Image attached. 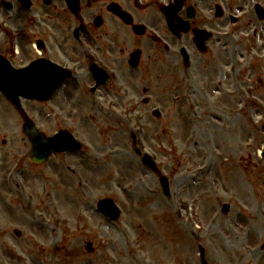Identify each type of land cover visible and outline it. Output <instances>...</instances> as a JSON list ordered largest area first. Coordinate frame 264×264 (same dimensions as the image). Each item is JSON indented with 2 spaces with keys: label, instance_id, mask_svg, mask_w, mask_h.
Listing matches in <instances>:
<instances>
[{
  "label": "rangeland",
  "instance_id": "1",
  "mask_svg": "<svg viewBox=\"0 0 264 264\" xmlns=\"http://www.w3.org/2000/svg\"><path fill=\"white\" fill-rule=\"evenodd\" d=\"M222 62L226 71L229 59L223 55ZM241 62L236 68L244 75L247 61ZM240 86L243 94L234 81V104L222 100L223 115L212 128L199 119L184 121L201 118L198 109L190 110L191 101L163 110L162 122L143 119L144 143L157 153L161 172L170 180V198L136 154L134 126L110 121L82 102L71 110L75 125L68 121L84 145L82 152L33 166L23 122L10 111L14 125L0 122V173L9 171L2 159L12 161L25 188L13 185V219L4 224L22 232L21 239L10 234L9 264H201L200 248L209 264H264L249 252L254 241L257 249L264 243V111L248 101L258 95ZM23 107L48 136L62 129L39 103L24 102ZM3 138L8 148L1 145ZM105 198L121 208L119 222L98 213L97 203ZM225 204L231 206L227 216ZM88 242L94 244L93 254L85 250Z\"/></svg>",
  "mask_w": 264,
  "mask_h": 264
},
{
  "label": "flooded vegetation",
  "instance_id": "2",
  "mask_svg": "<svg viewBox=\"0 0 264 264\" xmlns=\"http://www.w3.org/2000/svg\"><path fill=\"white\" fill-rule=\"evenodd\" d=\"M230 1L8 0L5 8L0 0V55L16 71L40 62L44 69L68 72L56 92L58 111L81 108L82 102L100 111L165 105L176 95L177 88H169L175 80L185 81L189 99L199 103L219 89L210 85L223 54L234 59ZM249 46L253 62L264 53V38ZM232 67L227 80L234 85V60ZM248 74L264 90V77ZM8 181L5 177L0 190V223L13 217ZM7 237L0 226V239ZM1 246L6 248L4 241ZM2 254L0 264L8 259L7 248Z\"/></svg>",
  "mask_w": 264,
  "mask_h": 264
},
{
  "label": "water",
  "instance_id": "3",
  "mask_svg": "<svg viewBox=\"0 0 264 264\" xmlns=\"http://www.w3.org/2000/svg\"><path fill=\"white\" fill-rule=\"evenodd\" d=\"M32 74H28L30 76V79L34 81H38V77H34ZM3 84L7 83L9 85H3V89L8 91V93H5L6 97L17 107H20V97L26 98V99H36V100H42L44 99L45 95L44 93H40L39 89L40 86L37 83L30 84V85H23L21 93H15L17 89H13L10 87V84L8 82L7 75H5L3 79ZM25 87L27 89H25ZM25 89V90H24ZM54 91V87L51 88L48 92V95L52 94ZM25 134L30 138L31 143L33 145V151L31 153V159L35 163H42L45 160L48 159V157L53 153H59L66 150L71 149H78L79 146L74 142V140L70 137L69 140L63 137H56L54 139H46L44 135H42L35 127V125L31 121H27V124L25 126ZM145 164L149 167H153V163L149 161L148 159L144 160ZM99 211L105 215L106 217L110 218L112 221H117L120 218V211L119 209L114 205V203L110 200H105L101 202L98 205ZM228 211V209H226ZM91 246H89V249Z\"/></svg>",
  "mask_w": 264,
  "mask_h": 264
}]
</instances>
